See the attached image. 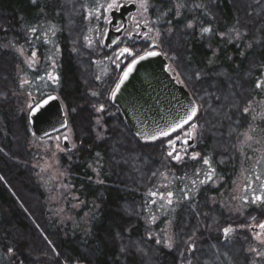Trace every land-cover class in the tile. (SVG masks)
<instances>
[{
  "label": "trees",
  "instance_id": "trees-1",
  "mask_svg": "<svg viewBox=\"0 0 264 264\" xmlns=\"http://www.w3.org/2000/svg\"><path fill=\"white\" fill-rule=\"evenodd\" d=\"M94 1L0 0V264H182L191 240L193 264H253L258 247L250 233L235 229L224 239L221 231L264 223V206L236 221L213 199L230 192L240 168L237 138L249 124L242 109L264 64V0H148L159 52L198 106L182 129L194 122L201 127L198 159L170 165L162 159L179 130L142 143L115 107L96 126L95 105L103 98L109 104L119 75L105 86L92 77L98 50L90 53L82 40L86 6ZM234 35L236 44L223 39ZM142 44L130 43L131 53L147 51ZM16 48L28 57L36 52V66L21 65ZM19 63L24 87L16 78ZM49 70L56 80L47 78ZM19 89L38 99L54 94L65 108L75 147L62 165L83 203L79 214L90 216L86 230L47 219L25 145L27 112L16 108ZM206 173L218 180L216 188L212 179L202 182Z\"/></svg>",
  "mask_w": 264,
  "mask_h": 264
},
{
  "label": "rangeland",
  "instance_id": "rangeland-1",
  "mask_svg": "<svg viewBox=\"0 0 264 264\" xmlns=\"http://www.w3.org/2000/svg\"><path fill=\"white\" fill-rule=\"evenodd\" d=\"M130 2H133L137 6V12L134 14V20L138 22V25L143 24L146 28L145 31L147 36L144 38V41H147V43L150 45H154V47L159 50L157 34L151 29L149 25L150 23L148 13L150 5L148 0H146V9L140 7V0H95L91 6H86L84 16L86 33L82 42L83 44H86L85 48L90 51V53L95 52L96 50H94V48L97 46H100L101 51L103 49L101 41L105 31V24L108 20L107 14L109 10L116 8H108V5L113 3L117 5L127 4ZM53 32L54 31H51V34L45 35V40L47 42L51 43L53 41ZM133 33H135V31ZM231 38L232 39H230V37H224L223 39H225L226 42L229 41L228 43L233 44H236V42L240 40L237 35H234V37ZM97 50L98 53L96 56H98L101 52L99 49ZM119 50L120 49L113 52L115 57L119 53ZM53 51L56 53L57 48H55ZM16 53L21 58V65L24 64L25 66H32V68L36 66L38 60L35 54L36 52H33L35 55L28 57L23 54V50H18L16 48ZM52 61L50 62L52 63ZM99 61H96L95 59L93 62L92 77L96 78L98 82H104L105 80L107 81L108 78L110 79L111 73L107 68H103L101 64L102 61ZM109 61L103 62L105 67L108 66L106 64ZM20 63L16 66V78L20 80L21 87H24L25 77L21 76L23 69L21 68ZM172 70L174 71L173 67ZM14 95L17 102L16 108L20 113L28 112L32 103L31 101L38 99V97L26 93L24 89L17 90ZM104 102V98L102 100L100 99L94 108V114L96 115L95 122L96 126L98 127L101 126L100 124H102L101 119L103 120L106 117L111 116V112L106 107V102ZM242 113L244 114L245 118L248 119L249 124L237 138V150L240 158V168L238 175L234 179L232 189L228 194L221 193L218 198L213 199V203H217L222 208L228 210V212L232 217L235 218L236 221L242 220L246 211L251 207L264 206V199L255 200V197L259 196L257 195L260 193L259 191H261L259 197L262 196V198H264V100L255 99L254 95H252V97L249 98L242 109ZM193 124L196 125L195 128L189 126L186 129L179 130L180 133L175 136L170 143H168L165 155L162 159L164 164L170 165L172 162L180 164L183 160L195 161L198 159V155L194 151V144H196V141L199 138L198 136L200 135L201 127L198 122H194ZM102 131H104L103 127ZM189 137L194 139L193 146L191 148L182 147V140ZM63 138L68 140L71 148L75 147L73 134L69 127L65 132H62L57 136H52L42 140L37 139L31 133V136L25 143L27 149L33 156L30 169L33 171L37 185L43 192V204L46 209L47 219L50 222L55 221L62 227H67L70 225L72 229L82 227L83 230H86L90 216L88 213L79 214L83 203L74 194L67 168L62 165L63 159H69V151H66L62 147ZM172 150H174L175 153L169 156V152ZM183 150L184 152H182ZM176 155H179L181 159L177 162H174L173 160ZM193 156H195V159H193ZM162 179L164 182L162 185H159L160 188H162V186L165 185V181H167L166 175L163 176ZM211 179L212 187L216 188L218 180H213V173L208 175L206 173V177L202 182L205 183ZM151 194L152 198H157L159 196V193ZM154 219H152V221ZM168 227L165 228L164 233H161L164 238L162 240L166 243L167 247L171 245V235ZM226 229H230V232L226 236L224 234L225 229L221 231V236L224 239L232 236L235 229L239 231L247 230V233H250L251 235L250 239L252 243L258 247L257 249L255 248V250H253V253L256 255V260L253 264H264V229L259 227L258 222L250 221L243 226H231L229 228L227 227ZM251 229H253V231H251ZM158 240L160 241L159 238L157 241ZM195 246H197V244L191 240L188 244L187 251L185 252L186 258L182 264H193L191 250Z\"/></svg>",
  "mask_w": 264,
  "mask_h": 264
},
{
  "label": "water",
  "instance_id": "water-1",
  "mask_svg": "<svg viewBox=\"0 0 264 264\" xmlns=\"http://www.w3.org/2000/svg\"><path fill=\"white\" fill-rule=\"evenodd\" d=\"M136 12L137 6L133 2L119 4L117 8L109 11V19L102 38L104 48L109 49L118 43L128 21H134ZM138 28L140 31L146 30L143 24L138 25ZM156 53H158L156 56L142 55L146 56L143 60L136 58L138 62L128 78L120 84L119 91H116L115 86L113 92L116 94L115 96L113 92L111 94V103L117 108L125 126L142 143H152L171 135L175 132L172 131V127L186 118L192 108L198 111L196 102L180 82L169 62L159 52ZM31 105L27 122L36 138L46 139L66 130V117L56 96L50 95L38 102L32 100ZM162 131H167L168 135H162ZM193 144L192 137L181 142L182 147L187 148H191ZM62 147L66 151L71 149L66 138L62 139ZM173 152L174 150L171 151L172 154ZM177 161L174 158V162Z\"/></svg>",
  "mask_w": 264,
  "mask_h": 264
},
{
  "label": "flooded vegetation",
  "instance_id": "flooded-vegetation-1",
  "mask_svg": "<svg viewBox=\"0 0 264 264\" xmlns=\"http://www.w3.org/2000/svg\"><path fill=\"white\" fill-rule=\"evenodd\" d=\"M109 11H108V13H109ZM108 19H109V16H108ZM129 19H130V17H129ZM106 24H107V22H106ZM106 24H105V30H106ZM120 26L121 25H119V27ZM134 31H135V33H133ZM146 36H147L146 35V31H140L139 30V28H138V22L137 21H135V20L133 22L128 21V23L126 25V28H125V30H124V32L122 34V37L120 38V40L118 41V43L114 47H111L109 49H106V48H104L102 46L103 49L101 51L100 46H99V50L101 52L97 56L98 59L96 61H99V60L102 61V63H101L102 64V67L103 68H107L109 70V72L111 73L110 74L111 75V77H110L111 81H113L114 76H115V73H117L119 75V78H120L122 72L125 70V68L128 66V64L133 59H135V58H137V57H139V56H141L143 54H146L147 52H154V51L155 52H159V50H157L156 47H154V45H152V44L150 45L149 43H147V41H144V38H146ZM141 42L143 43L142 44L143 45L142 48L143 47H147V51H145V52H143L141 54L138 53L137 55H136V53L135 54L132 53L133 56L136 55L134 58L132 57V55L130 56L127 53H125L124 55H119L120 50L123 49V48L129 49V51L131 50L129 48L130 43H141ZM142 48H140L138 50V52H140L142 50ZM97 49H98L97 47L94 48V50H97ZM118 49H120L118 51L119 53L115 57L114 54H113V52L116 51V50H118ZM159 53L169 62V60L161 52H159ZM49 61H51V59H49ZM106 61H109V62L106 64L108 66L105 67V65L103 64V62H106ZM116 62H117V64H116ZM52 66L54 67V63H53ZM258 67H259V70L257 69V71L255 73V78H254V83H253V95H254V98L255 99H262V100H264V64L259 63L258 64ZM55 68H56V66H55ZM51 76H53L55 78V80H56V77L57 76H56V74L54 73L53 70H49L48 71L47 78L50 79ZM105 81L104 82L101 81V83L104 86H105V83H107V85H109V82H110L109 78L107 80L108 82L107 81L105 82ZM258 84H259V87L257 86ZM113 89L110 90V94H109V96L107 98V100L109 101V104L110 105L107 104V103L105 104L106 107L108 108V110L111 112V114H112V108L111 107H114L112 105V103H111V93H112ZM105 91H106V89H103L101 92L105 94ZM104 101H106V99H104ZM63 109H64V112L66 114L65 108H63ZM175 147H177V146H175ZM175 147H174V149H175ZM182 152H184V150Z\"/></svg>",
  "mask_w": 264,
  "mask_h": 264
},
{
  "label": "snow or ice",
  "instance_id": "snow-or-ice-1",
  "mask_svg": "<svg viewBox=\"0 0 264 264\" xmlns=\"http://www.w3.org/2000/svg\"><path fill=\"white\" fill-rule=\"evenodd\" d=\"M118 6H119V5L113 3V4H109V5H108V8H113V7H118ZM140 7L146 9V7H147L146 0H140ZM204 31L207 32L208 29H205ZM125 53H127V54L130 55V56L132 55V53H131V52L129 51V49H127V48H123V49H121L119 55H124ZM33 55H35V54H33ZM156 55H158V53H156V52H147V53H146V56H156ZM146 56H140L139 59H140V60H143V59L146 58ZM137 62H138V61H137L136 59H133V61L131 62V64L128 66L127 70H125V71L123 72V76L121 77L120 82L116 85V91H119L120 84H122V83L124 82V80H126V79L128 78L129 74L131 73L133 67L135 66V64H136ZM257 86L259 87V84H258ZM115 94H116V93H115V91H114V92H113V96H115ZM45 103H46V101H45ZM246 111H247V110H246ZM196 113H197V109H196V108H192L190 114H187L186 118L182 119L181 121H178V122L172 127V131H176L178 128H182V127L184 126V124H187L190 120H192V118L196 115ZM191 127H192V128H195L196 125L193 124V125H191ZM161 134L164 135V136H167V135H168V132H167V131H162ZM189 135H190V133H189ZM153 138L155 139V137H153ZM169 155L171 156L172 153L169 152ZM175 159L180 160L181 157H180L179 155H177V156L175 157ZM193 159H195V156H193ZM204 162L207 164V163H208V160L205 159ZM170 196H171V193H169V197H170ZM261 199H264V198L259 197V196L255 197V200H261ZM169 202H170V201H169ZM259 227H260L261 229H264V223L260 224ZM229 232H230V229H225V230H224V234H225L226 236L228 235ZM159 242H160V241H157V243H159ZM253 250H255V249H253Z\"/></svg>",
  "mask_w": 264,
  "mask_h": 264
}]
</instances>
